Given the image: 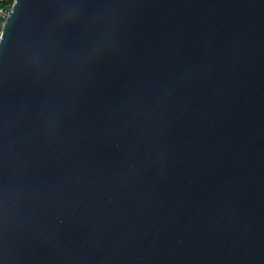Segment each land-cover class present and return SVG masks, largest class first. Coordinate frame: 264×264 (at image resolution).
Wrapping results in <instances>:
<instances>
[{"label":"water","instance_id":"1","mask_svg":"<svg viewBox=\"0 0 264 264\" xmlns=\"http://www.w3.org/2000/svg\"><path fill=\"white\" fill-rule=\"evenodd\" d=\"M0 264H264V0H13Z\"/></svg>","mask_w":264,"mask_h":264},{"label":"built area","instance_id":"2","mask_svg":"<svg viewBox=\"0 0 264 264\" xmlns=\"http://www.w3.org/2000/svg\"><path fill=\"white\" fill-rule=\"evenodd\" d=\"M11 4H12V0H0V28L2 27L8 15Z\"/></svg>","mask_w":264,"mask_h":264},{"label":"trees","instance_id":"3","mask_svg":"<svg viewBox=\"0 0 264 264\" xmlns=\"http://www.w3.org/2000/svg\"><path fill=\"white\" fill-rule=\"evenodd\" d=\"M13 1V0H12Z\"/></svg>","mask_w":264,"mask_h":264}]
</instances>
